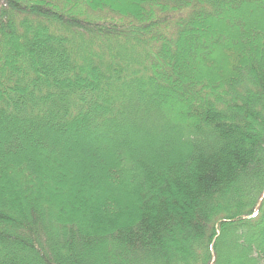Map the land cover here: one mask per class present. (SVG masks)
<instances>
[{"label": "trees", "instance_id": "1", "mask_svg": "<svg viewBox=\"0 0 264 264\" xmlns=\"http://www.w3.org/2000/svg\"><path fill=\"white\" fill-rule=\"evenodd\" d=\"M0 264H264V0H0Z\"/></svg>", "mask_w": 264, "mask_h": 264}]
</instances>
